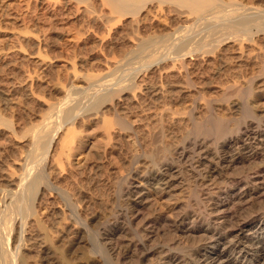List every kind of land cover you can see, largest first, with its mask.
Wrapping results in <instances>:
<instances>
[{"label": "bare ground", "instance_id": "bare-ground-1", "mask_svg": "<svg viewBox=\"0 0 264 264\" xmlns=\"http://www.w3.org/2000/svg\"><path fill=\"white\" fill-rule=\"evenodd\" d=\"M243 2L239 0H64L66 8L74 9L75 13L72 12L74 15L84 13L87 15V19L95 23V26L98 21L102 23L101 27L106 26L103 29L114 28L115 25L111 26V22L119 23L121 18L130 16L135 23L133 25L136 27L134 29L136 31L133 32H136V35L132 36L131 34L133 40L128 39L131 40L132 45L121 62L111 63L109 61L110 64H105V61L104 63L105 68L113 69V71L118 70V74L109 77V73L92 75L93 73L87 71L89 75L85 74V76L82 75L83 72L81 73V77L85 78L81 82L82 85L78 83L79 86L71 84L64 87L61 83L65 88V90L62 89L64 91L61 99L44 103L43 113L37 115L33 122H25V120L22 121L15 117L12 120V114L11 119L8 118V120L0 114V127H4L2 128L6 130V135L10 139L23 140L20 143L25 152L20 151L21 155L18 153L20 157L16 161L13 159L18 172L13 174L15 176L12 175L13 178H10L11 180L5 186L0 187V195H2V197L0 196V202L2 201L0 204V264H28L26 254L21 253V241L24 229L27 227L26 221L37 214L33 205L36 203L39 192L44 195H56L57 198L59 197L65 202L71 213L76 210L75 201H72L74 196L72 197L69 187L63 186L59 182V176L48 171V168L54 165L69 172H79L87 166L91 158L100 160L101 157H106L115 149L118 141H125L130 152V164L127 165L130 168L132 177L129 178L131 180L128 179L129 173L128 175L126 173L117 176L115 185H119L120 188L127 180L131 181H129L126 191H123L126 192V196L124 193H120L126 197L125 213L123 212L121 220L116 219L110 227L108 226L107 230L99 233L101 241L91 239L92 233L88 232L87 227L85 228L87 225L83 224L78 229L81 236H88V244L91 247L97 246L104 249L103 258L105 260H110L112 264H264V112L255 113L248 102V97L252 94L253 89L251 85L253 76L251 74L252 78L248 79L243 86L233 83L231 85L224 84V86L221 84V87H218L221 92L220 96L223 97L231 92L237 94L243 91L244 94V99L231 102L232 112L230 116L226 117L220 116L214 108V103L217 101L216 104H220L219 101L223 97L219 100L209 94L206 95V88H196L195 80H193L202 78L203 73L200 72V68L203 65L211 63L213 60L219 59L220 61L223 58H221L224 55L222 47L229 43L236 47L234 49L239 57L245 55L247 59L254 60L258 67V75L261 74L264 77V46L263 49H261V45L258 47L262 51L254 50V47L248 52L244 50L245 44H250L254 37L264 35V3L250 4L248 2V4H244ZM154 4H156L155 8L159 7L161 11L165 9H162L163 4H167V6L171 4L184 11L177 13L174 17L177 22L169 23V26L161 34H157L155 31L154 34L149 32L147 33L149 35L142 36L144 34L141 35L140 30L144 28L147 13L151 8L154 9ZM159 8H157V12H159ZM168 10L171 12L170 9ZM173 14L175 13L173 12ZM153 16L155 17V15ZM167 17L169 16L167 15ZM151 19L153 20V18ZM129 24L133 26L132 23L129 22ZM66 28V26L61 27L65 30ZM92 30L91 32H93ZM63 32L65 33V31ZM81 32H77V34H81L80 41H82L80 38H84V40L90 38L89 34L85 36L84 33V37ZM125 32H127L126 29ZM94 33L97 34V32ZM255 39L258 41V38ZM253 44L256 45V42ZM92 49L97 51L94 46ZM253 51L255 52L253 53ZM251 54L253 55L251 56ZM122 62L127 67L121 64ZM120 65H124V68ZM158 66L161 68L163 66L162 69H165V78L170 76L171 79H175L174 85L186 94L187 100L186 98L185 100L189 102V109L185 108V111L176 113L178 115L174 114V110L172 111L173 105L168 108L164 105L160 106L157 108L159 109L158 113L151 115L152 124L151 126L148 124L150 127L145 133L148 137L149 135L150 137L157 136L160 139L164 132V125H166L164 121L172 123L180 129L181 140L179 139L180 141L171 148V151L167 150L164 144L162 146L158 144L157 146L160 148L156 149L157 147H155L154 151H152L153 149L146 150L144 134L140 136L137 132L136 124L138 122L141 124V119H139L141 115L138 116L132 111L135 109H130L133 105L129 108L132 112L129 110L125 114L121 113L127 102H124L123 106V102L118 105L120 98H122L121 101L128 99L135 101V94H137L135 90H138L142 82L147 84L146 81L139 80V73ZM74 67H76L75 64ZM74 70L76 69L72 68L71 72H74L75 75ZM245 71L247 72V70ZM65 73H68L67 70ZM146 74L144 72V79H146ZM29 76L32 77L31 74ZM75 76L77 80L79 75ZM27 81L26 79L22 81L24 88L31 92L32 98L38 97V86H33L32 81H30L31 83H27ZM19 83L21 84V81ZM161 84L163 85V83ZM163 88L152 86L149 94L153 97V101L154 98L158 99V102L162 98L164 99L166 94ZM146 97L145 95L144 98L146 99ZM138 104L140 103L138 102ZM107 105L115 107L113 116H110L111 119L108 118L106 112L104 115L107 117L100 114V109ZM220 105L222 106V104ZM144 115L146 116V114ZM169 123L167 127H170ZM145 126L147 127V125ZM163 138L165 137L163 136L160 140ZM121 145L124 144L121 143ZM172 154H175L176 163L172 160L174 157L170 158ZM132 160L135 162L132 163ZM138 160H144L145 165L138 166ZM243 164L248 166L241 172L234 171L238 165L242 166ZM190 190H193L192 198ZM186 191L188 194L183 193H187ZM176 195L180 196L175 198ZM256 201L263 203L256 205ZM144 210L146 213L143 212ZM120 211L118 212L120 213ZM114 213L117 216V212ZM64 222L63 229L70 230V223Z\"/></svg>", "mask_w": 264, "mask_h": 264}, {"label": "rangeland", "instance_id": "rangeland-1", "mask_svg": "<svg viewBox=\"0 0 264 264\" xmlns=\"http://www.w3.org/2000/svg\"><path fill=\"white\" fill-rule=\"evenodd\" d=\"M45 1L44 0H0V111L2 110L0 112V114L2 116H5L4 118H7V119L12 118V120H14L15 118H18L22 121L25 120V122H29V121L33 122L34 119L36 120L37 115H41L43 113L44 103L46 104L48 101L52 102L55 99H61L62 92L65 90V88L62 87V84L64 87H68L71 84H74V85L77 84V86H79V84L81 82H83V79H85L81 76L85 75V74L89 75L88 72H90L91 74L93 73L92 75H104L106 73H109L110 74L109 77H112L115 74H118L119 73L118 70L113 71V69L111 70L110 68H105V64H107V63L110 64V62L111 63L121 62L124 59V57L127 55V52L130 50L131 45H132L131 40H128V39H132L131 37L136 35L135 34L136 32L135 33L133 32V31H136V30H134V29H136V27L133 25L135 23L132 21L130 16L121 18L122 20L121 19L119 20L120 24L117 23V21H116V23L111 22L112 23V25L110 24L111 26H113V25L116 26V27L113 26L114 28L107 26L108 27L107 29H103V28H106V26L101 27L102 23H100L99 21H98V23L96 22V26H95L94 25L95 23L91 22L89 19H87L88 17L84 13H76L74 15L73 14V13H75L74 9H72V10L70 9L71 10L70 11L69 8H66L67 6H65L63 3L64 0H60L61 2L59 0H56V1L55 0H49V1L45 0ZM51 1H52V3H51ZM57 1H59V2L57 3ZM239 1H242V2L245 1V2H243L244 4H248V2L250 4L251 3H259V2L261 4L264 3V0L263 1L262 0L261 1L260 0H251L252 2L250 0H239ZM54 2H55V4H53ZM42 4H44V5H42ZM36 6H37V8H36ZM155 6H156V4L153 5L154 9L151 8L150 12L147 13L145 24H144L145 26H144V28H141L142 32L140 30V34L141 35L144 34L142 36L149 35V34H147L149 32L151 34H154L155 31L157 32V34H161L169 26V23L175 24L177 22V21H175L176 19L174 18L175 15L177 13L184 11L183 9H182V11H181V9L179 10V8H177L176 6L171 5V4L170 5L168 4L169 8H168L167 4H163L162 9H164V8L165 9L162 11L159 7L155 8ZM157 8L160 9L159 12H157ZM155 9H156V11H155ZM168 9H170L171 12H169ZM54 10H56V11H54ZM163 11H165V12L163 13ZM42 12H43V14H42ZM152 12H153V15H155V17L153 15H151ZM154 12H157V13H154ZM173 12L175 14H173ZM38 13L39 14L41 13V14L39 15ZM170 13H172L173 15ZM70 15H71V17H70ZM167 15L169 17H167ZM74 16H75V18H74ZM48 17H50L51 19ZM47 18L49 19L48 21H47ZM151 18H153V20ZM76 19H77V21H76ZM148 20L149 21L152 20L151 21L152 23L149 22ZM169 20H170V22H168ZM129 22L132 23L133 26H130L131 24H129ZM88 24L90 25L89 27L87 26ZM116 24H118V25H116ZM48 26L51 27L53 30L51 28H49ZM64 26L67 27L66 30L61 29V27H64ZM75 26L77 27V29H75L76 28ZM56 27H57V29H56ZM110 28H112V29H110ZM90 29L91 30L93 29L92 30L93 32H91ZM125 29L127 32H125ZM67 30H69V31H67ZM78 30H80V31H78ZM88 30H90V31H88ZM63 31H65V33ZM118 31H119V33H118ZM77 32L83 33L82 36H84V33H85V36L89 34L90 38H87L85 40H84V38H80L82 40V41H80L79 36L81 37V34H79V33L77 34ZM94 32H97V34H95ZM144 32H146V33H144ZM26 33H28V34H26ZM120 33H122L123 35ZM125 33L126 34L128 33V34L126 35ZM131 34H132V36H131ZM123 36H124V38H122ZM126 37H127V39H126ZM255 38H258L257 39L258 41H256ZM96 39L98 42H100V41L101 42L98 43L96 41ZM254 39L252 42H250V44L249 43L245 44V46H244L245 51H247V52H248V50L251 51L253 47H254L253 48L254 50L259 49V51H260L261 49H263L264 35L261 37H259L257 35L256 37H254ZM83 42H87V43H83ZM255 42H256V45L253 44ZM257 42L259 45L257 44ZM76 43H77V45H75ZM93 46H94L95 50H97V51H94V49H92ZM228 46H230V47H228ZM233 46H234L233 44L229 43V44L222 47L224 49V52L222 54H224V55L221 56V58L223 57L222 59H224V60H222V59L220 61H219V59L215 60V61L213 60L211 63L210 62L206 63L205 65L202 66V68H200V72L203 73L202 78L201 79H199V78L195 79L194 77H192V78H194L193 80H195V84H196L195 87L196 88L197 87L198 88H204V89L206 88V92H205L206 95L209 94V96L216 97L217 99H219V98L223 97V96H220L221 92L218 90V87H221V84H223L222 86H224V84L225 85H229V84L231 85L234 83L236 85L239 84V85L243 86L244 83L248 79H251L252 78L251 76H253L254 80L251 79L252 83L254 82L253 84L251 83L253 89H252V94L250 95L251 97L250 96L248 97V102L252 106L255 113H258V114L260 112L262 113V112H264V80H263L264 77H263V75L261 76V74L258 75V67H257L256 62L254 60L253 61L250 60V58L247 59V57L245 55L242 57H239V55L237 54V52L235 50L236 47L235 46L233 47ZM259 46L262 48L261 49L258 48ZM99 48H100V50H99ZM232 49H233V51H232ZM74 52H75V54H74ZM228 52H230L231 54ZM254 52L255 51H253V53ZM249 53H252V52H249ZM74 55H75V57H74ZM234 55L235 56L237 55V56L235 57ZM252 55L253 54H251V56ZM40 57H41V59H40ZM249 57H250V55H249ZM105 61H106V63H105ZM73 63L76 65V67H74ZM200 63L202 64L201 61H200ZM121 64H124V63L122 62ZM124 65H125V67H127L126 64H124ZM124 65H120V66H122L124 68ZM246 66H247V68H246ZM72 68L76 69V70H74L75 75H79L78 76L79 78L77 77V80L75 78L76 76L74 75V72H71ZM162 68H163V66H162ZM162 68H161V66H158V67H154V69L150 68L149 70L146 69L145 71H141L142 74L139 73V80H144V81H146L147 84H143L144 82H142L143 85L141 84V86L138 88V90H135L137 92V94H135L136 100L133 101L131 99H128L127 101L126 100L121 101L122 98H120V102L118 101L119 102L118 105H120V103H122V102L123 103L127 102L126 105H125V103L124 104L122 103V106L125 105V106H123L125 109L124 108L122 109V110H124L123 112L119 108V110H121V113L125 114L130 109H135L132 111L135 112L136 114H138V116L141 115V116H139V119H141V121L143 123L140 121L141 124H139V122L136 124L138 126L137 132L140 136H143V134H144V136H143L144 143H145L144 148H146V150H148V151H150L152 149H153L152 151L159 149L160 148L159 146H162V144H164V147H166L167 150L170 149L169 151H171L172 150L171 148H173V146L181 140V137L179 134L180 129L178 128V126L175 125L176 126L175 127L174 124L169 123V122L165 123V121H164V124H166V125L163 124L164 125L163 134H166V135L168 134V135L166 137V135L162 134L160 139H162V137L164 136L165 138H163V140H160L159 137H157V136H151L150 137V135H149V137H148V135L145 134L147 132L146 130L152 124L151 115L156 114L159 111V109H157V108H159L160 106H163V105L167 106V108H168V106L172 107V105H173V107L171 109H172V111L173 110L175 111L174 112L175 115H178V114H176L178 112L185 111L184 110L185 108H186V110L189 109L188 108L189 102L186 101L187 100L186 94H184L183 91H180L179 87H176V85H174L175 84L174 78L171 79L170 76L165 78V76H164V75H166L165 69H162ZM160 69H161V71H160ZM66 70L68 72L67 74L65 73ZM77 70H78V73L76 74ZM245 70H247V72ZM24 71H26V72H24ZM79 71H81V72H79ZM158 71H160V72H158ZM162 71H163V74L161 73ZM253 71H254V74H253ZM20 72H22V73H20ZM28 72H29V74H28ZM144 72H145V74L148 72L145 75L146 79H144ZM24 73H26V74H24ZM81 73H82V75H81ZM30 74L32 75V77L29 76ZM171 75H174V74H171ZM140 76H141V78H140ZM242 76H243V80H242ZM249 76H250V78H249ZM159 78L162 82L159 80ZM24 79L28 80L27 83H31L30 81H32L33 86H38L37 87V92L39 94V95H37L38 97L35 96L36 98H32L31 92L28 89L24 88V85H22V81ZM16 81H19V82L21 81V84L19 82H16ZM72 81H73V83H71ZM212 81H214L213 84H212ZM241 81H243V82H241ZM208 82H210V83H208ZM9 83H11L12 85L10 84V86H9ZM148 83L149 84L151 83V85L149 86ZM161 83H163V85ZM13 84H15L16 86ZM159 84H161L162 86ZM215 84H216V86H215ZM56 85H58V86H56ZM80 85H82V83ZM146 85L149 87H147ZM11 86L16 87L15 88L16 90L14 89V87H11ZM152 86H160L161 88L164 87L163 90L165 89L164 91L166 94V95H164V99L162 98V100H159V102H158V99H156V98H154L155 102L152 100L153 97L149 94V91L151 90ZM45 87H47L50 90H48ZM145 87H147V88H145ZM62 89H64V90L62 91ZM214 89H215V92H214ZM140 90L141 91L143 90V91L141 92ZM48 92H50V93H48ZM141 93H143V94L141 95ZM175 93H176V95H175ZM49 94H51V95H49ZM217 94H219V95H217ZM145 95L147 96L146 99L144 98ZM41 96H43L44 98ZM51 97H53L54 99L52 98V100H50ZM137 97H138V99H137ZM148 97L151 99H149ZM173 97H174V99H173ZM185 98H186V100H185ZM223 98H225L226 100ZM223 98H222L223 101H222V99H221V101H219V103L221 102L220 104H222V106L220 104H216L217 103V101H216L214 103V108L216 109V112H218V114L220 116L226 117V116L231 115V112H232L231 111L232 110L231 102L232 101H240L241 99H244V94H243V91H241L240 93H237V94H235V93L233 94L231 92L228 95H225ZM20 99H22V100L20 101ZM5 100H9V101L6 102ZM150 101H152V102H150ZM156 101L158 102V104ZM226 101H228V103H226ZM138 102L140 104H138ZM169 103H170V105H169ZM6 105H7V107H6ZM131 105H133V107L135 105V107H137V108H135V107L133 108V107H131ZM127 106H129V107H127ZM104 107H102L100 109L101 110L100 114L104 115V112H106L108 115V118L111 119V117L113 116L115 107L111 106V105H107ZM145 107H147L148 109ZM217 107H218V109H217ZM141 108L142 109L144 108V110H141ZM132 111L130 110V112H132ZM143 111L144 112L146 111L148 113H146V112L144 113ZM153 111H155V112H153ZM37 112H39V113H37ZM11 114H12V117H11ZM144 114H146V116H148V117L146 118V116ZM107 115H104V116L107 117ZM179 115H181V114H179ZM142 116H144V117L141 118ZM4 118L2 117V119H4ZM143 119L145 122L143 121ZM168 123H169L170 127H167ZM145 125H147V127ZM2 127H0V179H1L0 180V187L5 186L8 183V181H10L13 178L12 175L15 174V172L17 171V166L14 164V161H16V159L20 157L18 154V153H20V151L24 152V149L21 146L22 144L20 143L23 140L18 141L16 138L10 139V137H8L6 135V130L5 129L3 130L4 127L3 128ZM78 128H79V126H78ZM143 130H144V132H143ZM169 135L170 136L172 135L173 137L172 136L170 137ZM148 138H150V139H148ZM146 140H148V141H146ZM121 143L124 145H121ZM158 144H159V146H157ZM118 146H119V148H118ZM155 147H157V148L155 149ZM114 150H112L111 153H109L110 155L107 154L106 157L105 156L101 157L100 160H98L96 158H91L89 160L87 166L84 167V169H82L79 172H71V171L69 172L66 169L63 170L60 167L57 166L58 167L57 168L54 165H51V167L48 168V171H50L51 173L53 172V174H57L59 176V182L63 186L69 187L68 189L71 191L70 193L72 194V197L74 196L72 198V201L73 202L75 201L74 204H75V207L76 206L77 207L75 208L76 210L71 213L69 211V209H67L65 202L63 200H61L59 197L57 198L56 195L50 194L51 195L50 196L48 194L44 195V194H41L40 192L38 193L37 199L35 201L36 203H34L33 208L36 211V212L35 211L34 212L37 214L39 212V214L37 215L34 213L36 216L33 214L34 216L31 215L32 218L30 217V219H28L29 221L28 220L26 221L27 227H25V229H24L25 233L23 232V239L21 241L22 242L21 243V247H22L21 253L26 254V257L28 258V261H29L28 264H112V262H110V260L107 261L103 258V256H104L103 250L104 249L101 247H97V246L91 247V245L88 244V236H86V235L81 236V234H79L78 229L83 224L87 225V226H85V228L87 227L86 229L88 230V232L92 233L91 239L93 241H94V239L101 241L99 239L100 234L102 232H104L105 230H107L108 226L110 227L112 225V223L115 222L116 219L121 220V218L123 217L122 214L125 213V210H126L125 208L127 206V204L125 206L126 192L124 193L123 191H126V189L128 188V185L131 182L130 181L131 178H129V177H132V176H130V168L128 167V165L130 164L129 163L130 162V155H129L130 152L128 150V145L125 141H122V142L118 141ZM24 153H22V154H24ZM14 154H15V156H14ZM20 155H21V153H20ZM174 155L175 154H172L170 156V158L172 159L174 157ZM13 159H15V160L13 161ZM172 160L174 163H176L175 162L176 157H174ZM133 161L134 160H132V163H133ZM137 164H138V166H142V165L144 166L145 161L144 160H138ZM247 166H248L247 164H243L242 166L238 165L234 171L235 172H241L243 170V168H245ZM52 170H54V171H52ZM56 170H57V173H56ZM64 171L65 172L67 171V172L65 173ZM60 173H62V175H60ZM128 173H129V175H128ZM125 174L128 175V179H130L129 180L130 182L127 180V182H125V184L123 186L124 188L121 186L119 188V185L115 186L117 184L116 179L120 175H125ZM131 174H133V173H131ZM13 176H15V175H13ZM64 182L67 184H65ZM117 187H118V190H116ZM121 188H123V189L121 190ZM190 191H191L190 194L193 193V190H190ZM186 192L187 193H185V192H183V193L188 194V191H186ZM120 193H124L125 196L123 194H120ZM113 195H115V196H113ZM191 195H192L191 196V198H192L193 194H191ZM0 196L2 197V195H0ZM179 196L180 195H178V196L176 195L175 198H178ZM1 197H0V199H1ZM121 199H123L124 202ZM263 202H264V200H263ZM255 203H256V205H259V203L262 204L261 201H259V202L256 201ZM0 204H2V201L0 202ZM35 206H36V208H35ZM78 207H79V209H78ZM119 208H123V209H119ZM146 210H144L143 212L146 213L145 212ZM118 211H120V213ZM114 212H117V216H116V213H114ZM147 212H148V210H147ZM75 213H76V215H75ZM113 213L115 216L113 215ZM112 215L114 216V218ZM39 221H40V223H39ZM63 221H65L66 223H70V225H71L70 230L63 229V227H62ZM73 224H75V225H73ZM93 234H94V236H93ZM44 235H45V237H44Z\"/></svg>", "mask_w": 264, "mask_h": 264}]
</instances>
